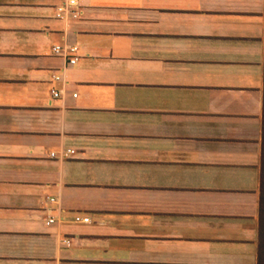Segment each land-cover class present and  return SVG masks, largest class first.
I'll return each mask as SVG.
<instances>
[{"label": "crops", "instance_id": "obj_1", "mask_svg": "<svg viewBox=\"0 0 264 264\" xmlns=\"http://www.w3.org/2000/svg\"><path fill=\"white\" fill-rule=\"evenodd\" d=\"M67 1L0 0V264H257L264 0Z\"/></svg>", "mask_w": 264, "mask_h": 264}, {"label": "trees", "instance_id": "obj_2", "mask_svg": "<svg viewBox=\"0 0 264 264\" xmlns=\"http://www.w3.org/2000/svg\"><path fill=\"white\" fill-rule=\"evenodd\" d=\"M259 224H258V262L264 264V105H263V126H262V151L260 165V190H259Z\"/></svg>", "mask_w": 264, "mask_h": 264}, {"label": "built area", "instance_id": "obj_3", "mask_svg": "<svg viewBox=\"0 0 264 264\" xmlns=\"http://www.w3.org/2000/svg\"><path fill=\"white\" fill-rule=\"evenodd\" d=\"M78 6V0H68L66 2V4L62 7L59 8L60 13L58 14L59 17H61L65 12H70L71 14H74V8ZM70 51V53L73 55L75 54V52L78 50L77 47H70L68 49ZM54 52L57 55H61L63 53H65V49L62 46H55L54 47ZM78 61V57L74 55V57L70 58L69 60V65H75ZM57 80H59L60 77L56 76L55 77ZM60 92L54 91V98H58L60 97ZM74 96H77V94H75ZM53 156L55 157V154H53ZM54 202V199H51V202ZM78 221H84V222H89L90 218H78ZM55 220L53 218H49V220L47 221L48 224L53 223Z\"/></svg>", "mask_w": 264, "mask_h": 264}]
</instances>
